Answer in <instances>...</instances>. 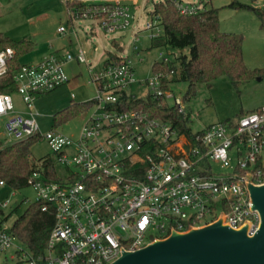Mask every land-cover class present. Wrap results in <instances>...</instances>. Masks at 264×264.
<instances>
[{
    "label": "built area",
    "instance_id": "obj_1",
    "mask_svg": "<svg viewBox=\"0 0 264 264\" xmlns=\"http://www.w3.org/2000/svg\"><path fill=\"white\" fill-rule=\"evenodd\" d=\"M163 1H171L183 16L207 10L206 0ZM139 3L85 4L81 10L68 8V15L96 21L105 33L127 36L132 30L130 41L132 6ZM146 30L150 40L158 37V18L148 22ZM65 32L61 26L59 33ZM16 56L12 47L0 50V85L14 88L0 91V150L27 141L48 143L52 156L37 160L27 187L33 188L41 210H53L56 220L44 255L35 257L12 232L14 224L7 213L12 204L2 195L7 188L18 189L0 181V264H112L125 251H138L173 232L210 224L221 214L230 227L249 224V234L256 233L260 216L252 210L247 176L254 184H264V104L189 137L147 112L121 109L124 95H150L188 114L184 101L164 88L162 73L137 79L128 55L117 62L107 63V58L95 68L80 49L76 55L52 53L12 70ZM170 60L161 53L156 62ZM72 61L86 64L88 83L95 90L87 101L88 116L77 137L56 129L44 133L36 101L70 82L65 66ZM133 86L146 91L138 95L131 91ZM13 93L21 97L23 109L16 106ZM48 160L56 177L46 175Z\"/></svg>",
    "mask_w": 264,
    "mask_h": 264
},
{
    "label": "rangeland",
    "instance_id": "obj_2",
    "mask_svg": "<svg viewBox=\"0 0 264 264\" xmlns=\"http://www.w3.org/2000/svg\"><path fill=\"white\" fill-rule=\"evenodd\" d=\"M81 1L89 5L106 0ZM160 1L163 0H140L137 6H132L134 36L128 43L124 42L126 32L105 33L96 21L70 19L65 0H0V34L13 41L27 39L35 44V49L23 55L20 63H38L42 57L49 54L51 46L54 50L65 47L72 55H76L79 48H82L88 64L95 68H99L106 57L108 58V53L117 57L128 55L134 60L137 79L141 80L153 74L152 66L160 59L161 53L171 59L179 56L178 52L160 48L148 50L151 40L146 25L154 21L150 13L153 12L154 4ZM233 2L264 9V0H206L207 8L220 9V25L223 31L243 35L244 62L247 68L264 69V31L260 27L259 19L252 11L228 7ZM61 26L66 29L63 34L58 32ZM135 48L138 51H135ZM65 70L70 77V83L38 97L37 119L44 133L56 129L77 137L88 116L87 111L61 124H57L54 117L72 102L91 100L95 90L88 83L86 64L72 61L65 66ZM170 87L173 95L184 101L186 111L192 119L194 132L214 123L236 120L242 113L247 114L254 109L251 107L264 100V78L243 83L237 88L227 77H222L215 81L211 88L205 84L199 85L196 94L187 100H184L187 83L177 82ZM131 91L141 95L146 89L133 86ZM13 97L16 106L23 108L21 97L17 93H13ZM30 152L31 157L36 160L52 156V151L44 140L35 142ZM232 163H237V157L234 155ZM2 195L12 204V209L7 211L10 214V225L36 201V194L30 186L18 190L7 188Z\"/></svg>",
    "mask_w": 264,
    "mask_h": 264
},
{
    "label": "trees",
    "instance_id": "obj_3",
    "mask_svg": "<svg viewBox=\"0 0 264 264\" xmlns=\"http://www.w3.org/2000/svg\"><path fill=\"white\" fill-rule=\"evenodd\" d=\"M67 7L81 10L85 4L74 0L68 2ZM228 7L252 11L264 31V9L236 2ZM219 12L220 9L211 7L196 15L183 16L171 1H160L154 4L153 12L150 13L152 20L158 18L161 34L151 40L148 50L160 48L179 53L178 58L169 62L154 63L152 71L163 74L162 83L165 89L170 90V86L177 82L187 83L188 89L184 100L194 96L199 85L205 84L211 88L213 83L222 77H227L237 88L243 83L264 78V69L247 68L243 52L244 37L241 34L223 31ZM6 47L16 50V62L12 66L14 70L19 66L20 58L33 51L34 43L27 39L13 41L0 34V50ZM109 60L117 62L119 58L108 53L107 63ZM11 89L0 85V91ZM120 100L122 110L147 112L159 120L171 123L179 132L189 137L195 135L190 115L181 113L173 105L160 104L150 95L142 97L124 95ZM90 105L91 102H72L55 115V121L57 124L68 122L86 112ZM243 115L245 114L242 113L241 117ZM231 121L229 119L225 122ZM33 144L34 142L27 141L0 150V181L15 189L27 187L28 179L33 174L37 162L31 157L30 148ZM45 168L46 175L56 177L49 160L46 161ZM55 220L53 210L43 212L41 205L35 203L16 219L12 232L35 257H39L45 253Z\"/></svg>",
    "mask_w": 264,
    "mask_h": 264
},
{
    "label": "water",
    "instance_id": "obj_4",
    "mask_svg": "<svg viewBox=\"0 0 264 264\" xmlns=\"http://www.w3.org/2000/svg\"><path fill=\"white\" fill-rule=\"evenodd\" d=\"M131 33L124 42H129ZM247 187L252 210L260 216L254 235L249 234V224L234 229L221 214L210 224L173 232L138 251H125L112 264H264V184H254L248 175Z\"/></svg>",
    "mask_w": 264,
    "mask_h": 264
},
{
    "label": "crops",
    "instance_id": "obj_5",
    "mask_svg": "<svg viewBox=\"0 0 264 264\" xmlns=\"http://www.w3.org/2000/svg\"><path fill=\"white\" fill-rule=\"evenodd\" d=\"M81 1V0H80ZM112 1H115V0H106V1H103V2H112ZM120 1H123V2H127V3H130V0H120ZM81 2H83V1H81ZM84 4H86L85 2H83ZM60 28V27H59ZM58 32H59V29H58ZM70 37V36H69ZM34 49H35V44H34ZM33 49V50H34ZM51 50H50V52H49V54L48 55H46V56H44V57H42L38 62H40V61H42L43 59H45L46 57H48L49 55H51L52 53H59V54H63V53H69V52H67L66 51V49H65V47H62V48H57V49H53V46H51V48H50ZM83 50L82 48H79V50ZM79 50H78V52H79ZM84 51V50H83ZM77 52V53H78ZM85 52V51H84ZM106 59H107V57H106ZM105 59V60H106ZM104 60V61H105ZM104 61L102 62V64L104 63ZM19 62H20V60H19ZM101 64V65H102ZM70 83V82H69ZM68 83V84H69ZM67 84V85H68ZM67 85H65V86H67ZM65 86H63V87H65ZM62 88V87H61ZM88 101H90V100H88ZM87 102V101H86ZM82 103H84V102H82ZM264 104V100L263 101H261V102H259V103H257L256 105H254V107H251V108H254V109H252V111L253 110H255V109H257V108H259L260 106H262ZM256 106V107H255ZM19 109H23V108H19ZM250 112V111H249Z\"/></svg>",
    "mask_w": 264,
    "mask_h": 264
}]
</instances>
